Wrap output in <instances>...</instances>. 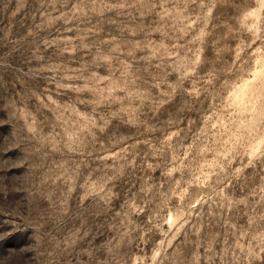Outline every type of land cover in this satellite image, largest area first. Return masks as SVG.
I'll return each instance as SVG.
<instances>
[{"label":"rangeland","instance_id":"rangeland-1","mask_svg":"<svg viewBox=\"0 0 264 264\" xmlns=\"http://www.w3.org/2000/svg\"><path fill=\"white\" fill-rule=\"evenodd\" d=\"M0 264H264V0H0Z\"/></svg>","mask_w":264,"mask_h":264}]
</instances>
